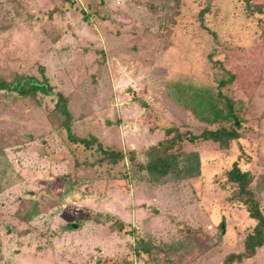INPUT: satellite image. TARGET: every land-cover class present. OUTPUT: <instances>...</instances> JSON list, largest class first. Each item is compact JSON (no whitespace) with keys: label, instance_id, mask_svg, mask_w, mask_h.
Wrapping results in <instances>:
<instances>
[{"label":"rangeland","instance_id":"374dc122","mask_svg":"<svg viewBox=\"0 0 264 264\" xmlns=\"http://www.w3.org/2000/svg\"><path fill=\"white\" fill-rule=\"evenodd\" d=\"M19 76L47 80L76 137L127 159L72 143L48 90L0 91V264H223L245 252L255 224L226 179L240 160L264 213V0H0V78ZM236 118L228 149L182 145L200 177L155 185L139 170L168 131Z\"/></svg>","mask_w":264,"mask_h":264},{"label":"trees","instance_id":"16d2710c","mask_svg":"<svg viewBox=\"0 0 264 264\" xmlns=\"http://www.w3.org/2000/svg\"><path fill=\"white\" fill-rule=\"evenodd\" d=\"M45 79V78H43ZM43 89L48 90V96H57L56 110L64 119L63 126L68 134L69 140L86 149H92L97 145V151L104 155L103 161L116 165L127 159L122 151L105 149L97 138H78L72 133V115L68 105V99L60 93H54L47 80L19 76L12 82L0 78V91L10 92L19 97L34 96L36 92ZM236 118L233 129L222 127L216 130H205L200 135H193L189 132H182L175 128L167 132L164 141L159 142L147 152L148 162L145 166L139 165V170L148 174V182L151 184H162L168 178L176 180H191L200 177L201 162L197 153H184L182 145L184 142L196 144L198 142H213L220 145L222 149H228L232 141L241 139L237 129L240 127ZM131 164L136 162L135 153H129ZM255 177L251 170L242 169L240 160L233 163L232 169L227 173L226 184L231 186V203H242L245 206L248 217L255 222V227L245 241V252L238 256H230L226 264L241 262L244 259L252 258L258 249L264 247V213L260 202L256 199L252 189Z\"/></svg>","mask_w":264,"mask_h":264},{"label":"crops","instance_id":"0c3cea01","mask_svg":"<svg viewBox=\"0 0 264 264\" xmlns=\"http://www.w3.org/2000/svg\"><path fill=\"white\" fill-rule=\"evenodd\" d=\"M202 171V170H201ZM253 221V220H252ZM253 224H255V222L253 221ZM222 231V230H221ZM225 232V231H224ZM223 231H222V233H224ZM263 248V247H262ZM262 248H260V249H258L257 250V252H256V255L254 256V257H252V258H249V259H255V258H262V261H260V263L259 264H264V252H263V249ZM263 252V254H261L260 252ZM244 253V252H243ZM243 253H232V255L231 256H238V255H241V254H243ZM236 254V255H235ZM230 257V256H229ZM226 259H227V257L225 258V260H224V262H223V264H225V261H226ZM249 259H244L243 261H241V262H234L233 264H243L245 261H247V260H249ZM135 259L134 258H132L131 259V262L133 263V261H134ZM136 264H139L137 261H136Z\"/></svg>","mask_w":264,"mask_h":264},{"label":"water","instance_id":"95a60500","mask_svg":"<svg viewBox=\"0 0 264 264\" xmlns=\"http://www.w3.org/2000/svg\"><path fill=\"white\" fill-rule=\"evenodd\" d=\"M72 229L76 230V229H78V226L77 225H72ZM222 231L223 232L225 231V226L224 225L222 226Z\"/></svg>","mask_w":264,"mask_h":264}]
</instances>
